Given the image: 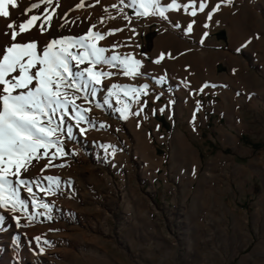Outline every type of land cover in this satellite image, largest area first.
<instances>
[{
	"label": "rangeland",
	"instance_id": "1",
	"mask_svg": "<svg viewBox=\"0 0 264 264\" xmlns=\"http://www.w3.org/2000/svg\"><path fill=\"white\" fill-rule=\"evenodd\" d=\"M176 2L194 3L197 15L180 7L165 12L167 19L137 17L126 6L130 0H84L76 8L78 0L68 10L56 8L53 28L62 26L58 17L78 11L88 19H74V30L62 37H79L92 25L101 33L123 29L96 43L108 57L139 60L142 75L125 76L119 64L97 66L112 75L95 85V97L89 89L88 101L84 91L75 101L90 109L85 114L94 126L77 127L65 117L60 134L66 154L43 172L48 161H34L24 174L41 178L33 193L52 206L51 219L29 222L22 211L0 209V264H264V0ZM201 2L207 4L203 12ZM148 32L154 36L146 59L140 47ZM70 67L75 72L89 65L78 69L73 61ZM161 76L164 82L156 83ZM113 83L147 84V95L137 101L117 89L109 96ZM124 104L130 105L126 120L116 111ZM81 128L87 131L81 134ZM101 145L114 146L115 154ZM45 176L60 181L50 193ZM20 195L30 202L26 190Z\"/></svg>",
	"mask_w": 264,
	"mask_h": 264
},
{
	"label": "snow or ice",
	"instance_id": "2",
	"mask_svg": "<svg viewBox=\"0 0 264 264\" xmlns=\"http://www.w3.org/2000/svg\"><path fill=\"white\" fill-rule=\"evenodd\" d=\"M99 3V0H96ZM124 0H121L123 3ZM232 0H227L231 3ZM84 0L76 5V8L83 6ZM44 4V12L34 14L26 21L7 23L9 30L4 35L7 37L5 43L0 44V209L11 213L22 211L29 222L35 221L38 216H45L51 219L49 215L52 206L38 199L33 193L32 185L39 186L40 177L25 178V173L29 172L34 166V161L39 163L41 159H46V163L41 172L48 167L53 166L52 161L66 153L63 148L64 137L60 134L65 126V117L74 119L77 127L81 122H88L94 126L89 117L85 114L90 109L83 108L76 104V99L81 98L77 94L84 91L83 99L88 101L90 94L96 96L95 85L101 83L102 77H109L112 73L102 70H96L99 65H123V74L125 76L135 77L142 75L138 70L141 67L139 60L125 56L121 59L118 55H105L107 49L98 46L96 41L105 39L106 35H113L115 32L123 29H109L107 33L93 31L96 27L92 25L84 35L79 37H61L47 42L42 50H39L38 42L30 35L34 27H38L41 32L52 27V16L56 13V8L60 6V0H37L32 2L30 7L23 9V13L39 10ZM137 17H147L149 15H159L167 19L165 12L184 8L185 13L196 16L197 9L194 3L180 5L176 0H171L165 6L162 0H130V5ZM10 7L16 9L20 7V0H0V18H11ZM116 7V5H112ZM189 7L192 11L189 12ZM207 4L201 2L199 11L203 12ZM51 9V13H49ZM219 10L216 5L208 13V19L212 18V13ZM107 12V8H105ZM128 19L127 17H125ZM43 20L37 25L35 22ZM103 22V21H101ZM193 20L187 26L186 32L192 31ZM177 27L180 25L177 24ZM207 27V24L204 25ZM135 31V29H133ZM28 34V35H25ZM19 37V40H18ZM27 42H22V41ZM113 48L116 45L112 46ZM244 47V45H242ZM75 49V50H73ZM240 51V49H237ZM75 61V67L79 69L81 64L88 63L89 67L73 72L70 65ZM157 59L154 63H159ZM77 78L83 83L78 84ZM165 77L161 76L156 83L162 84ZM205 84L203 87H208ZM148 85L144 84L139 88L129 85H119L113 83L108 89V95L114 94V90L123 89L124 95L134 94L139 99L143 93L147 95ZM68 89H72L71 95ZM203 91V88L200 89ZM160 97L157 96L156 99ZM107 103V101H105ZM171 103V102H170ZM69 107L71 111H69ZM129 104H124L116 109L121 119H127L129 115ZM200 103L197 101V111ZM142 111V109H141ZM161 112L164 109H160ZM139 114V113H135ZM195 114L193 115V120ZM101 128L105 125L101 124ZM85 128L80 129L84 134ZM67 138L73 136V127H66ZM107 150L112 148V154H115V147L112 145H101ZM55 147L56 151L49 153V149ZM41 150H43L41 152ZM63 166V165H60ZM43 179L48 181L47 193L52 191V185H59L58 178L45 176ZM21 190H26L30 195V202L21 198ZM44 191V189H40ZM46 193V194H47ZM31 207L32 211H29ZM36 209H43V212H37ZM13 219L19 225V217L13 216ZM4 217L0 215V224H3ZM3 229L0 228V231ZM39 244L41 237L34 238ZM47 243V241H45ZM43 249H41L42 251Z\"/></svg>",
	"mask_w": 264,
	"mask_h": 264
},
{
	"label": "bare ground",
	"instance_id": "3",
	"mask_svg": "<svg viewBox=\"0 0 264 264\" xmlns=\"http://www.w3.org/2000/svg\"><path fill=\"white\" fill-rule=\"evenodd\" d=\"M32 2H37V0H20V7L19 8L12 9L10 7V12L12 13V17L10 19L9 18H0V44L5 43L7 40V37L4 35L8 31L6 25H7V23H9L12 20V18H16L17 16H19L20 20L26 21L32 15L41 14L44 12V8L46 7V5L42 4L41 8L39 10L34 9L32 12L24 14L23 9L30 7V4ZM54 2H55V0H54ZM77 2H78V0H60L59 8H62V10H68L73 5H75ZM50 10L51 9H49V12H50ZM103 17H104V15L101 14L100 19H103ZM74 19H79V20L82 19L85 22H87V20H88L87 17L85 16V14L83 13V11H78L76 13L64 15L63 17H58V22L60 23V26L62 25L61 28L60 27L59 28H57V27L53 28V26H52L50 28H47L46 31L41 32L38 27H34L31 31V36L34 37L35 40L37 42H39L41 45H45L47 42H50L53 39H59L62 36L67 35L71 31H73L74 28L72 25V21ZM42 22H43V20H38L35 23L37 25H39ZM86 28H87V25H85V27L81 31H84V29H86ZM18 40H19V37H18ZM22 42H27V41L25 40ZM0 87H2V86H0Z\"/></svg>",
	"mask_w": 264,
	"mask_h": 264
},
{
	"label": "trees",
	"instance_id": "4",
	"mask_svg": "<svg viewBox=\"0 0 264 264\" xmlns=\"http://www.w3.org/2000/svg\"><path fill=\"white\" fill-rule=\"evenodd\" d=\"M154 33L153 32H148L144 35L143 40L144 42L142 43L141 47H140V54L144 57V58H148L149 56V51L151 48V41L153 39ZM162 125H165L164 123H162ZM185 135L190 138L191 134L189 132H187L186 130H183ZM206 146L208 147V149H211L212 152H214L216 150V147L214 146V144H212L210 141L206 142ZM199 149V157L201 159L205 158V150L204 148H198Z\"/></svg>",
	"mask_w": 264,
	"mask_h": 264
},
{
	"label": "crops",
	"instance_id": "5",
	"mask_svg": "<svg viewBox=\"0 0 264 264\" xmlns=\"http://www.w3.org/2000/svg\"><path fill=\"white\" fill-rule=\"evenodd\" d=\"M203 116V115H202ZM204 117V116H203Z\"/></svg>",
	"mask_w": 264,
	"mask_h": 264
}]
</instances>
